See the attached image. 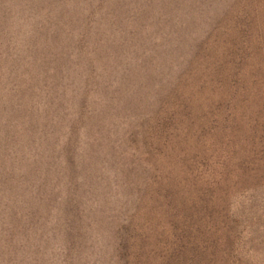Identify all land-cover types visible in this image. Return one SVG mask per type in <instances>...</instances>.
<instances>
[{
  "label": "rangeland",
  "instance_id": "rangeland-1",
  "mask_svg": "<svg viewBox=\"0 0 264 264\" xmlns=\"http://www.w3.org/2000/svg\"><path fill=\"white\" fill-rule=\"evenodd\" d=\"M0 264H264V0H0Z\"/></svg>",
  "mask_w": 264,
  "mask_h": 264
}]
</instances>
